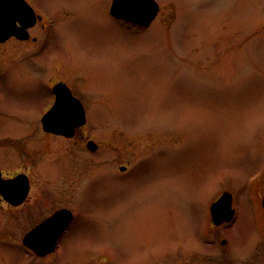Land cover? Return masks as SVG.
I'll return each mask as SVG.
<instances>
[{"label": "rangeland", "instance_id": "obj_1", "mask_svg": "<svg viewBox=\"0 0 264 264\" xmlns=\"http://www.w3.org/2000/svg\"><path fill=\"white\" fill-rule=\"evenodd\" d=\"M157 1L139 30L109 0H32L55 18L48 49L14 59L24 45L0 42V169L31 180L23 204L0 201V264L31 261L11 235L64 206L75 218L54 259L67 264L103 248L113 264H264V0ZM53 73L86 102L74 138L40 130ZM225 190L234 224L156 257L199 246Z\"/></svg>", "mask_w": 264, "mask_h": 264}, {"label": "flooded vegetation", "instance_id": "obj_2", "mask_svg": "<svg viewBox=\"0 0 264 264\" xmlns=\"http://www.w3.org/2000/svg\"><path fill=\"white\" fill-rule=\"evenodd\" d=\"M29 5L26 4V7L22 9V14H21V19L16 21V27H18V34H10L6 37V39L4 41H0L2 43H7L9 41H16V42H20L24 45V49L19 53V55L17 57H14V59H17L19 57H21L22 59H26L29 57H35V56H41L43 55V53L48 49V40L49 37H51L52 35V29H53V25L55 23V18L53 15H51L50 13L42 10L41 8H36L35 6H33V4H31L32 0H25ZM112 3V0H109L108 5H107V14L109 16L114 17L115 19L119 20V21H123V22H127L126 20L124 21V19H122L121 17H118L117 15H115L114 13L111 12L110 10V5ZM155 21V20H154ZM153 21V22H154ZM153 22L148 25V26H141V25H137V24H133L131 22H127L128 25L131 26L135 25L133 27H137L139 30L144 29V28H148L150 26H152ZM133 29V28H132ZM37 31V33L35 34L34 32ZM6 33H8V31L6 30ZM14 59L9 60V62L14 61ZM4 66L2 68H0V73L3 71ZM51 78L46 79L45 83L46 85L50 88V96L51 99L50 101L43 107V109L40 112V118H39V122H41V128L40 130L44 133L50 134V135H56V136H62V137H66V138H74L78 132L80 130H83L84 127H88V109L86 106V102L84 100V98L81 96V94L74 92L72 90V87L70 86V82L69 79L63 74V73H53L50 76ZM78 97V99L80 100V102L83 105V109L80 110H76L74 106L70 105L71 103V99L72 97ZM59 99V101L62 102V106H60V110L59 113L61 114V116L63 118H76V117H81L84 118V122L82 124H80L79 126L77 125L73 131L72 136H66V135H62V134H58L55 133L53 131H49L46 130L44 128L43 125V116L45 115V113H47L51 107L53 106V104ZM85 136V135H83ZM91 140V138L89 137V139L87 140V148L90 151H97L99 149V144L97 143V147L92 150L89 146V141ZM124 166V165H123ZM121 166V167H123ZM120 167V168H121ZM126 167V166H125ZM127 167L122 170V171H126ZM19 178L20 181L16 182V185L14 186V188L10 187V186H6L5 187V181H10L13 179H17ZM13 182V181H12ZM22 190H27V195L24 198V200H22V202H20L19 204H13L10 201H7L8 198L11 199V197H15V196H20L19 192ZM31 192V180H30V176L27 172L24 171H19L13 174H8L6 175L5 171H3L2 169H0V201L2 200V202H7L10 206H19L21 204H23L25 202V200H27L29 194ZM65 207V206H64ZM61 207V208H64ZM61 208H58L56 210H54L52 213L43 216L39 221H37L34 225L32 224V226L27 229L24 234L21 237V240H16L13 238V235H11L12 241H20L21 245L27 250V252L30 254V256L32 257L31 261H28L26 263H21V264H67L66 261H61L57 258L54 259L55 253L56 251L59 249L60 244L62 242V238H64V236L66 235L71 223L73 222L74 218H75V211L74 210H65V215L69 216L70 212L72 213V219H70V221L63 223V220L59 219L56 222H52L49 223L46 226V228H43V230H40L41 228H39L35 238L32 237V240L30 241V245L25 241V237L31 232L33 231V229L36 226H39L40 224H42L44 221H46L47 219H49L50 217H53L57 212H59ZM66 208V207H65ZM68 208V207H67ZM25 210L24 213L27 215ZM236 219V215L234 216L233 220L230 222H224L220 225H217V223L215 224L213 222L212 216H211V212L209 210V217H208V224H206L205 227V232L203 230V224L202 226L199 228V238H200V245L197 247H187L186 242L181 241L179 245L177 246H171V245H162L163 249H157L158 253L156 257H163L164 255H170L172 253L175 254H182L185 253L187 254L189 251H202V246H203V236L208 235V227H215L216 225L218 227H222V226H230L232 224H234V221ZM228 228V227H226ZM222 242L226 243V240H224L222 238ZM35 245V246H39L40 250L34 249L32 247H30L31 245ZM97 253L91 255L90 257L87 258V260L84 262V264H88L89 259L90 260H95V262L93 264H113L111 262V259L108 258V254L107 251L103 248L101 251H96ZM209 259L207 260L208 262H213L212 257H208ZM226 263H233V264H237L236 262H234L233 259L230 258H226L224 259ZM138 264H151L148 262H143V263H139Z\"/></svg>", "mask_w": 264, "mask_h": 264}, {"label": "water", "instance_id": "obj_3", "mask_svg": "<svg viewBox=\"0 0 264 264\" xmlns=\"http://www.w3.org/2000/svg\"><path fill=\"white\" fill-rule=\"evenodd\" d=\"M26 4L27 2L24 0H0V40H3L8 34L18 32L16 21L21 19L22 9L26 7ZM159 9L160 5L156 0H114L112 6L113 12L117 15L142 25H149L158 14ZM10 23L11 28L9 27ZM6 30L9 32L6 33ZM75 105L78 107L79 104H77V101H75ZM60 106H62V102L57 100L53 108L45 115L43 119L44 127L45 129L57 132L58 134L61 133L65 135H72L75 127L84 122V118L79 116L76 118H63L59 113ZM76 107L75 109L78 110ZM80 111L82 110L80 109ZM89 145L91 148L97 147L93 141H90ZM18 181H20L19 178L10 181L8 180L3 183H5V187L10 186L14 188L16 182ZM19 194L20 196L11 197V199L8 198V200L15 204L22 202V200H24L27 195V190L24 191L21 189ZM211 210L215 222L217 223L229 218L230 215H233L235 210L233 208V194L229 191L224 192L221 197L211 205ZM61 217V220L64 219V221L69 219V217L67 218L65 214H63ZM56 220H58V218ZM52 222L53 221H48V223ZM48 223L44 224L42 227L40 226V230L46 228L45 225ZM34 232L36 236L38 230ZM35 236L33 238H35ZM25 240L30 245L32 238L29 236L26 237ZM31 246L33 249L40 250L38 249L39 246H35L34 244Z\"/></svg>", "mask_w": 264, "mask_h": 264}]
</instances>
